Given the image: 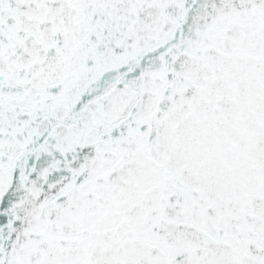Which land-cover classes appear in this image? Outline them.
Returning <instances> with one entry per match:
<instances>
[{
    "label": "snow or ice",
    "instance_id": "6c2138e0",
    "mask_svg": "<svg viewBox=\"0 0 264 264\" xmlns=\"http://www.w3.org/2000/svg\"><path fill=\"white\" fill-rule=\"evenodd\" d=\"M0 264H264V0H0Z\"/></svg>",
    "mask_w": 264,
    "mask_h": 264
}]
</instances>
